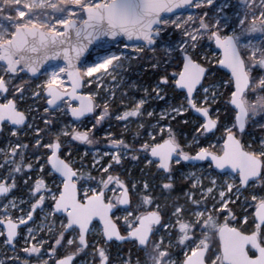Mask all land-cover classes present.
I'll use <instances>...</instances> for the list:
<instances>
[{"label": "snow or ice", "instance_id": "1", "mask_svg": "<svg viewBox=\"0 0 264 264\" xmlns=\"http://www.w3.org/2000/svg\"><path fill=\"white\" fill-rule=\"evenodd\" d=\"M141 60L157 82L113 114L118 77ZM26 97L43 100L42 113L22 109ZM151 99L165 106L149 109ZM57 113L71 122L56 127ZM106 119L124 132L135 124L133 142L108 132L86 164L73 142L95 145ZM251 127L264 129V0H0V136L17 137L0 148V244L15 252L22 238L36 264H88L89 249L90 264H113L114 242L144 256L120 264H264V136L245 139ZM22 130L34 134L33 157ZM129 157L160 181L122 179L114 165ZM175 166L197 169L179 193ZM18 179L27 199L14 195Z\"/></svg>", "mask_w": 264, "mask_h": 264}, {"label": "trees", "instance_id": "2", "mask_svg": "<svg viewBox=\"0 0 264 264\" xmlns=\"http://www.w3.org/2000/svg\"><path fill=\"white\" fill-rule=\"evenodd\" d=\"M133 62H134V64H135V62H138L139 63L138 67L149 65L144 60L133 61ZM157 79H158L157 70L156 69H152V70L147 69L143 72L139 81L144 83L145 85H147V87H150L153 85L154 82H157ZM85 91L88 92L89 89L85 88ZM125 92L127 93L126 96L135 95L137 97H140L143 95L142 91H140V90L134 91L133 93H130V92L126 91L125 87L124 88L119 87L115 93L116 97L113 99V101L111 103V112L113 114L121 111L124 108V105L121 103V101H123L126 98V96L123 95V93H125ZM118 96H120V97L118 98ZM180 98L181 97H180L179 93H173L171 90H169L168 100L171 99V103H178ZM153 104H155L156 108H161V106L164 104V101L150 100L149 104L146 105V107L150 109V107ZM65 120H69V118L66 117ZM36 125H38L41 128L44 127V124L40 119L36 120ZM172 125L178 132H183L190 137L191 132H192V126L191 125L185 126L183 124L177 123L176 121H173ZM134 126H133V128L130 127L129 131L124 132V130L122 128V121H116L115 119H111V120L106 119L102 126H99L98 128H96L94 130V135H95V139L97 140V143L93 146H89V145H83V144H78L77 142H73L76 145L73 154H74V156L79 158L84 149L107 150L106 141L104 138H102V136L104 135V133H108V132L113 133L117 137H119L121 135V133L124 132V138L126 139V141L128 143H132L133 142L132 133L137 131L136 127H134ZM56 127H59L58 123H57ZM254 135L255 134L253 132H251L248 136L245 137V139L253 138ZM180 139H181V142L183 143L184 137L181 136ZM21 141L24 143L30 144V147L27 150V155L29 157H33V154L37 150L31 147V143L33 141L32 138H26V139H23ZM3 143H4V140L2 139V136H0V146H2ZM108 159H109L108 157L103 158L101 163L107 162ZM84 160H85L86 164L90 165L91 156L87 155L86 157H84ZM175 167H177V169H178L177 171L174 172V177H175V184L177 187V192L179 193L180 189L187 188V182H185L182 179L180 172L182 170H186L188 168H191V166H175ZM114 169H115V172L117 174H119L121 176V178L124 179L126 182H132V180H136V179H145L150 184H156L160 181V176L157 174L156 169L154 167L145 166V164L143 163L142 157H141V160H139V161H133V160H131L130 157L126 158V159L122 160L120 165H114ZM93 174L97 175V173H95V172ZM46 179L50 182L52 180V177L49 176V177H46ZM17 184H18V187L15 190V193L16 194L24 193L25 192L24 190L27 188V186L25 184L22 185V179H18ZM133 202H135V195H133ZM180 202L183 203L184 202L183 199ZM239 204L240 203L237 202V204L230 205V207H232L233 210L237 212V214L242 215L243 209L238 206ZM252 211H253L252 208H248V212H252ZM249 222H251V218L249 219ZM245 227H247V226L245 225ZM49 243H51V241H49ZM113 244L114 243H112L110 245V254H111V258H112L113 262L117 261L120 264V257L121 256H119V253L122 254V257L127 258V255H128L127 252H129V251H131L133 257H136V255H137L141 259V253L137 252L136 248L133 247L131 244H127V243L119 244V245H117V244L113 245ZM48 247H49L48 244L46 246H44V248L42 249V252L44 251V249H47ZM84 255L85 254H82L83 257H84ZM50 264H51V262H50Z\"/></svg>", "mask_w": 264, "mask_h": 264}, {"label": "rangeland", "instance_id": "3", "mask_svg": "<svg viewBox=\"0 0 264 264\" xmlns=\"http://www.w3.org/2000/svg\"><path fill=\"white\" fill-rule=\"evenodd\" d=\"M219 2V0H218ZM201 9H192L190 12H193V13H196V12H200ZM139 63L138 62H134L132 61L131 62V65L127 68V71H125L122 75V78L121 77H118V80H120V84L118 86H115V93L117 91V89L119 87H125L126 88V91L127 92H130V93H133L134 91H138L139 88H143V87H147V85H145L144 83L140 82L139 79L141 77V75L143 74V72L147 69L149 70H152L153 68H151L149 65H146V66H141V67H138ZM106 84H109V85H113L114 82H112L109 78V80H107L105 82ZM156 82L153 83V85L155 84ZM135 84L137 85L138 87L137 88H134L132 87V85ZM92 88L94 89L95 88V85H92ZM83 92L87 93V91H85V89H83ZM143 93V92H142ZM105 95V93L103 92V90H101V97H103ZM115 97H116V94H115ZM120 96H118L119 98ZM141 97V96H140ZM140 97H137L135 95H131V96H126V98L123 100V105H131L132 101L134 99H139ZM151 100H154V101H157L155 99H151ZM113 101V100H112ZM111 101V103H112ZM169 102L171 103V99H169ZM29 106H34V107H39L40 110H41V113L43 111V108L45 106V102L43 100H39L36 102L35 105H33V101L29 98H25V100L23 102H21L20 104V107L22 109H27ZM165 105L163 104L161 106L164 107ZM152 108H155L157 109V111H159L160 108H156V107H152ZM151 108V109H152ZM124 109V108H123ZM123 109L121 111H123ZM99 111V109H98ZM32 116H37V119H39V116L36 114V113H30L29 114V121L32 120ZM66 117L68 116H63L62 114L60 113H57L56 114V118H57V121H58V124L60 126V123L61 122H71L70 120H65ZM36 120L34 121V123L36 124ZM86 124H88V127H91V125L88 123V121H85ZM124 122L122 121V128L124 130ZM135 124H131L129 125V128L134 126ZM136 127V125L134 126ZM253 132L255 135L253 138L255 139H259L261 136H264V129H261L259 127H251L249 128V134ZM107 133H104V135L102 136V138L105 137ZM257 135V136H256ZM17 137H11L7 130L5 131V133L2 135V139L4 140V143L2 146H0V148H6L7 147V141L8 140H12V141H15ZM26 138H32V140H34V134L31 130H22L19 134V139L23 140V139H26ZM99 150L101 153L105 150H101V149H97ZM97 150H93V151H88V150H85L86 152L90 153L91 155V161H92V154L95 153ZM84 155V153L82 154V156ZM104 158H107V156H105ZM109 158V157H108ZM91 164V163H90ZM189 171H197V169H194V168H188L186 170H182L180 172L181 176H183L184 174H186L187 172ZM33 175H36V173H34ZM144 179H136V180H133V181H143ZM51 182V181H50ZM208 181L205 180V184H207ZM24 184L23 180H22V185ZM25 192L24 193H21V194H16L14 193V195L18 198H24V199H27L28 198V192H27V188L24 190ZM247 194V193H246ZM250 198V197H249ZM243 200V197H241V201ZM240 203V202H239ZM40 218L39 216L36 218V224H40ZM32 222H30L31 224ZM35 226V225H33ZM21 233L23 235L24 233V228L21 227ZM43 236L45 239H48L49 241H51V243H54V239L52 238V236H49L47 235L46 233H43V232H37V237H41ZM47 244H45L44 246H46ZM24 246V240L21 238L19 239V243H18V246H17V250L15 252L11 251L10 249H7L5 248L2 244H0V261H4V264H13V262L10 260L11 257L15 256V255H19L21 260H24V259H27L29 260V264H36V259H35V256L33 257H28L27 254L23 253L22 251H20V248ZM141 258L143 261L144 259V256H143V253H141ZM119 262H113V264H118ZM17 264H20V262H17ZM88 264H90V262H88Z\"/></svg>", "mask_w": 264, "mask_h": 264}, {"label": "flooded vegetation", "instance_id": "4", "mask_svg": "<svg viewBox=\"0 0 264 264\" xmlns=\"http://www.w3.org/2000/svg\"><path fill=\"white\" fill-rule=\"evenodd\" d=\"M152 107H156L155 104H153V105L150 107V109H151ZM133 195H135V194L133 193ZM90 252H91V249H89V250L87 251V254L84 255V257H83V260H84V261H87L88 254H89ZM44 258L47 259V256H45ZM87 262H91V261H87Z\"/></svg>", "mask_w": 264, "mask_h": 264}, {"label": "water", "instance_id": "5", "mask_svg": "<svg viewBox=\"0 0 264 264\" xmlns=\"http://www.w3.org/2000/svg\"><path fill=\"white\" fill-rule=\"evenodd\" d=\"M192 9H190V10H188V11H191ZM82 91H83V89H82ZM69 118H70V120H72V118L69 116ZM22 227V226H21ZM118 244H120L119 242H117Z\"/></svg>", "mask_w": 264, "mask_h": 264}]
</instances>
